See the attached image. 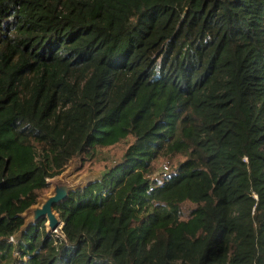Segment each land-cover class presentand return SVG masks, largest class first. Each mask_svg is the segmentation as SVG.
<instances>
[{"label":"trees","instance_id":"trees-1","mask_svg":"<svg viewBox=\"0 0 264 264\" xmlns=\"http://www.w3.org/2000/svg\"><path fill=\"white\" fill-rule=\"evenodd\" d=\"M0 264H264V0H0Z\"/></svg>","mask_w":264,"mask_h":264},{"label":"water","instance_id":"water-1","mask_svg":"<svg viewBox=\"0 0 264 264\" xmlns=\"http://www.w3.org/2000/svg\"><path fill=\"white\" fill-rule=\"evenodd\" d=\"M61 176V178L57 177L49 180V183L51 184L50 195L48 194L41 200L43 202L40 201L37 206L32 207L27 211L31 215L30 223L35 224L46 219V226L51 232H56L58 229H62L63 226L55 208L66 202L73 191H76L91 182V180H88L82 184L83 180H81L75 184V181L69 177L63 176V174Z\"/></svg>","mask_w":264,"mask_h":264},{"label":"rangeland","instance_id":"rangeland-1","mask_svg":"<svg viewBox=\"0 0 264 264\" xmlns=\"http://www.w3.org/2000/svg\"><path fill=\"white\" fill-rule=\"evenodd\" d=\"M80 167V163L79 162H75L71 167H69L68 169H67V171L63 174V176H66V177H69L70 179H72L73 181H75V182H80L81 180H83V183L82 184H84L85 182H87L88 180H93L94 178H96L95 176H96V174L95 173H93V172H90V171H88V172H86V173H80L79 171H78V168ZM62 176H60V177H58V178H61ZM81 184V185H82ZM50 195V194H49ZM47 196V195H46ZM45 196V197H46ZM41 202H43V201H41ZM24 217H25V219H26V224L27 225H30V224H33V223H30L31 222V215H30V213H26L25 215H24ZM47 229H48V227H47ZM56 233H59L60 235H62L61 234V229H58L57 231H56Z\"/></svg>","mask_w":264,"mask_h":264},{"label":"bare ground","instance_id":"bare-ground-1","mask_svg":"<svg viewBox=\"0 0 264 264\" xmlns=\"http://www.w3.org/2000/svg\"><path fill=\"white\" fill-rule=\"evenodd\" d=\"M74 183L76 184V182H74ZM75 184H74V185H75Z\"/></svg>","mask_w":264,"mask_h":264}]
</instances>
